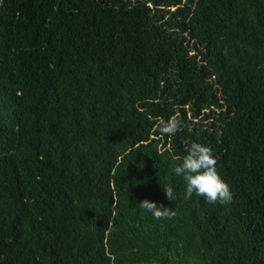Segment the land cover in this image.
<instances>
[{
	"label": "trees",
	"instance_id": "16d2710c",
	"mask_svg": "<svg viewBox=\"0 0 264 264\" xmlns=\"http://www.w3.org/2000/svg\"><path fill=\"white\" fill-rule=\"evenodd\" d=\"M0 264H264V0H0Z\"/></svg>",
	"mask_w": 264,
	"mask_h": 264
},
{
	"label": "clouds",
	"instance_id": "9594fccd",
	"mask_svg": "<svg viewBox=\"0 0 264 264\" xmlns=\"http://www.w3.org/2000/svg\"><path fill=\"white\" fill-rule=\"evenodd\" d=\"M182 127L181 121L176 117L167 120L161 119L158 130L161 134L174 135ZM173 172L183 178L185 182V198H191L193 194L202 197L209 203H228L232 200L233 193L228 184L219 175L216 169V159L212 150L206 144L196 141L190 142L186 147V153L180 158ZM166 198L174 199L172 186L163 187ZM141 209L150 212L155 218L174 215L168 207L157 205L155 201L144 199L139 203Z\"/></svg>",
	"mask_w": 264,
	"mask_h": 264
}]
</instances>
